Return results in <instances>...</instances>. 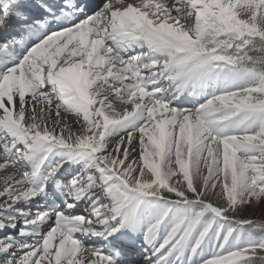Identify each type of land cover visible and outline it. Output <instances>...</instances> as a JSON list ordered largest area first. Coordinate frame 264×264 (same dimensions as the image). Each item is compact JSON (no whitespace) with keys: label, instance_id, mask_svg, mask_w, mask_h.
Wrapping results in <instances>:
<instances>
[{"label":"snow or ice","instance_id":"snow-or-ice-1","mask_svg":"<svg viewBox=\"0 0 264 264\" xmlns=\"http://www.w3.org/2000/svg\"><path fill=\"white\" fill-rule=\"evenodd\" d=\"M0 160V264H264V0H0Z\"/></svg>","mask_w":264,"mask_h":264},{"label":"bare ground","instance_id":"bare-ground-1","mask_svg":"<svg viewBox=\"0 0 264 264\" xmlns=\"http://www.w3.org/2000/svg\"><path fill=\"white\" fill-rule=\"evenodd\" d=\"M127 2H133V0H127ZM135 2H139V0H135ZM0 163H2V160H0ZM13 171L14 169L10 165L0 168V181H2L5 176L11 175Z\"/></svg>","mask_w":264,"mask_h":264},{"label":"rangeland","instance_id":"rangeland-1","mask_svg":"<svg viewBox=\"0 0 264 264\" xmlns=\"http://www.w3.org/2000/svg\"><path fill=\"white\" fill-rule=\"evenodd\" d=\"M202 170H205L204 174H206V169H202ZM255 215H256L255 218H257V219L261 218V215L259 212H257ZM257 221H259V220H257Z\"/></svg>","mask_w":264,"mask_h":264},{"label":"trees","instance_id":"trees-1","mask_svg":"<svg viewBox=\"0 0 264 264\" xmlns=\"http://www.w3.org/2000/svg\"><path fill=\"white\" fill-rule=\"evenodd\" d=\"M245 215H247V213H245ZM255 216V215H254ZM254 216H250L249 218H253Z\"/></svg>","mask_w":264,"mask_h":264}]
</instances>
